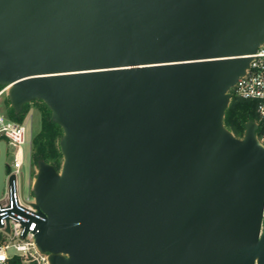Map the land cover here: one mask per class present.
Segmentation results:
<instances>
[{
    "label": "water",
    "instance_id": "1",
    "mask_svg": "<svg viewBox=\"0 0 264 264\" xmlns=\"http://www.w3.org/2000/svg\"><path fill=\"white\" fill-rule=\"evenodd\" d=\"M263 43L264 0H0V85L63 130L33 181L50 264H264L258 123L224 124Z\"/></svg>",
    "mask_w": 264,
    "mask_h": 264
},
{
    "label": "built area",
    "instance_id": "2",
    "mask_svg": "<svg viewBox=\"0 0 264 264\" xmlns=\"http://www.w3.org/2000/svg\"><path fill=\"white\" fill-rule=\"evenodd\" d=\"M232 89L240 98L257 101L261 121V133L257 137L264 145V43L252 54L249 68ZM26 131L24 123L14 122L0 113V140L6 143L4 186L0 193V264H50L48 254L41 252L34 240L37 220L41 217L34 200L28 201L22 192L20 170Z\"/></svg>",
    "mask_w": 264,
    "mask_h": 264
},
{
    "label": "trees",
    "instance_id": "3",
    "mask_svg": "<svg viewBox=\"0 0 264 264\" xmlns=\"http://www.w3.org/2000/svg\"><path fill=\"white\" fill-rule=\"evenodd\" d=\"M3 86L0 85V90ZM231 98L225 111L224 124L231 130L235 136L242 137L245 131V124L254 120L257 121L259 127L257 135L261 133V121L257 113V101L243 99L236 96L231 88L229 90ZM4 104L6 105V116L18 123H22L29 107L34 104L40 113V128L36 131L31 138V154L30 160L37 166L40 159L45 160L47 163L52 164L57 170L60 169L62 164V153L59 146V140L63 135V130L60 125L55 123L51 118V111L47 105L41 100H35L26 103L20 112H15L10 105L8 96H5ZM15 264H20L16 262Z\"/></svg>",
    "mask_w": 264,
    "mask_h": 264
},
{
    "label": "rangeland",
    "instance_id": "4",
    "mask_svg": "<svg viewBox=\"0 0 264 264\" xmlns=\"http://www.w3.org/2000/svg\"><path fill=\"white\" fill-rule=\"evenodd\" d=\"M2 90V89H1ZM0 90V92H1ZM7 91L0 93V113L6 114V105L4 104ZM26 126V143L22 145L24 152V163L20 170L23 175L22 192L23 197L28 201L34 200L33 194V181L36 175L35 165L30 160L31 154V138L33 134L40 128V113L34 104H31L29 110L22 121ZM9 160V159H8ZM20 177H19V189H20Z\"/></svg>",
    "mask_w": 264,
    "mask_h": 264
}]
</instances>
